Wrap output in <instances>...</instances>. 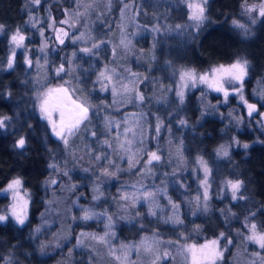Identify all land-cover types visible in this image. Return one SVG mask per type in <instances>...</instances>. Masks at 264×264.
Listing matches in <instances>:
<instances>
[{
  "label": "trees",
  "instance_id": "trees-1",
  "mask_svg": "<svg viewBox=\"0 0 264 264\" xmlns=\"http://www.w3.org/2000/svg\"><path fill=\"white\" fill-rule=\"evenodd\" d=\"M59 1L62 0H56L57 5ZM122 1L115 4L112 19L109 8H105L100 11L99 19L91 21L87 35L91 44L102 42L100 40L106 39L109 32L113 36L119 34L118 17L122 13L121 10L127 5L126 8L132 13L127 0L123 1L124 4ZM258 1L260 0H211L209 9L211 15L216 17L215 21L199 30L194 41H185L180 46H173L175 68L203 72L219 64L228 65L236 59H246L249 62L247 83H264V17H247L245 13L247 5ZM29 2L31 0H0V24L4 25V31L0 32V116L11 118L7 122L8 126L0 129V191L8 182L19 177L30 196L29 215L24 225L12 222L0 224V264H97L88 242L101 228L100 223L77 219L78 211L72 206L67 208V212H60L56 221L55 215L49 217L51 221L46 220L47 214H50L51 199L46 186L54 170L59 168L66 169L72 178V186L68 185V192L72 193L75 201L87 204L92 210L107 208L110 213L115 210L114 204L121 198V192H115L114 188H155L151 208L143 210L141 205H138L125 215L123 222H109L112 231L110 239L116 245L132 248L146 237L168 247L181 243L200 244L224 232L235 240L226 255V264H241L238 256L244 249L245 242H249L245 239L249 235L245 225L254 222L258 231L264 226V136L261 142L252 144L247 151L236 150L233 151L234 155L220 158L215 155L216 150L221 143L230 140L227 133L232 134L234 128L226 125V121L220 119L216 111L210 115L200 114V106L207 98L191 94L190 98L193 99L187 102L180 119H176L187 122L184 130L185 136L188 137L186 151L181 153L176 144L171 149L159 144L162 150L159 161L145 166L147 158L143 156L142 161L138 159V163L135 162L134 168L117 176L114 174V179H107L104 170L107 169V162L111 158L107 146L96 150L93 155H68L72 151L53 137L37 113L36 72L26 68V63H23V59L20 61L21 58H18L13 68H5L10 34L18 28L22 33H26V6ZM57 5L53 4L54 7ZM234 20L244 25V28L234 25ZM142 23L144 26L149 25ZM34 33L35 31L27 44L32 50L31 57L36 60L40 57L38 48L41 41ZM148 36L150 35L140 36L138 43ZM98 45L99 47L88 55L81 53L78 46H65L61 51H66V56L74 60L72 80L93 108L88 121L93 125L91 131L104 139L103 132H107L115 114L109 107L111 97L109 98V94L103 90L98 77L100 72L109 66L112 55L110 46L106 43ZM134 50L139 52L138 49ZM140 61L143 67H140L141 77L145 81L150 73L147 68L152 66L153 55H141ZM130 64L135 65L133 60ZM9 92L11 96L7 95ZM152 94L149 100L153 114L151 126L156 122L154 113L170 109L169 99L162 105L155 102L160 95L168 96L167 90L149 93L148 96L151 97ZM197 97L203 100L196 103ZM159 121L164 125L165 136L166 130L174 125V120L166 118ZM244 130L237 136L248 141L249 135ZM21 136L26 140L23 149L15 147ZM55 148L60 154L67 155H51V149ZM97 156L102 158L96 160ZM201 157L210 169L207 211L203 209L204 188L200 184L203 178V167L199 163ZM68 159L71 160L70 164L66 163ZM85 160L91 162L85 165L86 169L83 166ZM53 163L58 165V169L49 167ZM228 180L243 181L240 194L244 199L232 200L225 195L224 198H219L218 183ZM79 195L82 197H78ZM173 205L179 207L174 208ZM170 209L178 214L183 223L163 218L171 212ZM252 213L255 215L252 216ZM45 220L55 224L50 223L49 227H43ZM61 229L64 230L67 243L63 244L62 250L50 254L46 244L53 240ZM82 233L87 235H81ZM101 243V248L107 247L104 242ZM250 248L251 245L249 252ZM260 253L262 254V251Z\"/></svg>",
  "mask_w": 264,
  "mask_h": 264
},
{
  "label": "rangeland",
  "instance_id": "rangeland-1",
  "mask_svg": "<svg viewBox=\"0 0 264 264\" xmlns=\"http://www.w3.org/2000/svg\"><path fill=\"white\" fill-rule=\"evenodd\" d=\"M118 1L120 0H76L74 2L73 0H62L59 1V5H57L56 0H41L39 5L29 2L26 6L28 26L26 33H22L25 35L26 39L24 41V47L16 49L14 65L17 63L18 58H21L20 61L23 59V63L25 62V56L32 59L33 64L31 67L24 64L26 68H31L36 72L35 77L38 91L35 94V103L37 113L40 119L46 123L53 137L59 141L62 146L72 151L68 153V155H93L96 150H101L102 147L106 145L109 156L111 157L107 162V171L117 176L125 172V170L134 168L133 166L136 165L138 159L142 161L141 159L143 156L148 159V152H156L161 156L162 150L159 144L169 149L176 144L179 151L184 153L188 140V137L185 136L184 133L186 124L181 125V120L177 121L176 119L182 116L187 102L193 99L190 98L191 94L207 98L206 102H203L200 106V114L210 115L216 111L219 118L226 121V125L233 126L234 132L232 134L227 133V137L230 138V140L221 143L218 148L223 145L227 148L229 155H234L233 151L245 152L252 144L261 142L264 136V83L253 81L248 84L249 72L243 81L242 95L244 100H247L249 104L256 105L257 111L253 112L251 116L248 114L247 105L240 99V94L234 91V88L239 87V82H230L227 79L223 81L224 87L229 91L227 100H225L223 92L215 91L213 88H210L208 84L200 82H197L195 87H192L191 83H189L188 87L184 88L183 104L180 103L176 95L177 91H179L182 86L180 74L187 69L179 70L175 68L172 48L173 46H180L185 41H194L199 30L206 28L209 23L215 21L216 17L213 14L211 15L209 9L211 0H208L206 5L205 15L207 19L199 28L194 26V21L189 20V9L184 3V0H127L132 13L126 7L124 10H121L122 13H120L118 17L120 21L119 34L113 36V34L109 32L106 39L100 40L110 46L112 55V61L109 66L101 71L105 72L106 75H110L112 79L111 81L100 80V84L103 86V90L105 86L107 87V90L104 91L109 94V98L111 97L109 107L115 114V118L111 119L112 122L109 124L107 132H105V130L103 132L105 140L100 135H93V131H91L93 125L88 122L91 118L93 108L90 106L89 100L81 95L79 89L75 86V82L72 80L74 60L66 56V51L63 53L61 50L69 45L71 47L78 46L81 53L85 55L91 54L95 49L93 47L94 44H102L101 42L91 44L87 38L91 21L93 19H99L100 11H103L105 8H109L108 12L112 19L115 4ZM123 1L121 2L122 4H124ZM261 3H264V0H260L253 4L259 5ZM53 4L57 6L54 7ZM253 4H249L245 7L247 17H253L254 15H256V17H261L258 11L252 13L246 11V8ZM53 20L55 21L54 24ZM62 20H68L69 23L61 24L60 22ZM142 22L148 23L149 25L144 26ZM50 25L52 26L50 27ZM69 25L74 26L70 27ZM177 25H181L182 27L177 28ZM56 29H63L69 33L68 37H63V33H60L61 37L64 39V44H60L56 39ZM41 30L43 31V36L40 34ZM33 31H35L34 34H37L38 39L41 41L38 48L40 57L36 60L31 57L32 50L30 45L27 44L33 37ZM13 33L14 32L10 34L8 39V57L14 47V45L10 43V37ZM144 35L150 36L145 37L146 39H143L139 44L138 38ZM45 43H47L48 46L42 52L40 49ZM85 48L91 49V51H82V49ZM134 49H138L139 52ZM151 54L153 55L152 66L149 69L147 68L150 73L144 81L141 77L142 72L140 67H142V64L140 63V57L141 55L150 56ZM45 57L47 58L46 64ZM131 60L134 61V66L130 64ZM37 61H39V63H37ZM61 63L64 64L65 72L57 76L55 69ZM136 64L138 66H136ZM5 68H7V62ZM209 71L210 70L196 72L199 75ZM66 81L67 83H65ZM142 82L144 83L142 84ZM61 85L68 89V94L71 97L70 100H65L68 107L74 106L71 103L73 100L76 101V103H83L85 106L89 107L88 119L81 123L78 128L74 129L72 135H68V145H65L61 139L53 134L51 125L46 119L41 117L39 111L38 97H40L41 93L46 92L49 87L55 88ZM123 85H127L130 90L125 91ZM113 88L116 89L115 95L113 94ZM160 90H167L168 96L166 94L165 96L160 95L156 98L155 102L162 105L167 103L169 99L170 109L160 113H154L156 122H153V126H151L150 122L153 114L150 110L151 105L149 104V100L152 98L153 94L151 97H149L148 94ZM137 91L143 94V101L137 98ZM62 95L63 94H61V96ZM196 99V103H199V100H203V98L198 97ZM145 117L147 120L146 122ZM52 118L59 125V111H54L52 113ZM166 118L171 121L174 120V125L168 128L166 130V135L163 136L164 125H162L159 120ZM158 123L160 124V130L157 134L156 126ZM84 128L85 130H83ZM243 130L247 131L249 135L250 139L248 141H244L237 136L238 133ZM105 141H108V143L106 144ZM129 141H131L130 144ZM236 141H239V143H236ZM245 143L249 145L247 149L243 147ZM109 144L111 147H109ZM122 144L123 147H121ZM50 154L67 155V153L60 154L57 148L51 149ZM215 155H217V150ZM219 157L225 158L222 155H219ZM129 159L133 161V166L131 167L129 165ZM66 163L70 164L71 160L68 159ZM89 163L91 164L88 160L84 161V169H86L85 165ZM65 172H67V170L63 168L54 170L52 177L49 178L47 182L46 187L51 199L49 200L50 214H47L48 218L46 220L51 221L52 219H49V217L55 215L56 221L60 212L61 214L67 212V208L72 206L78 211L79 218L77 217V219L84 221L82 217L85 212H87L91 217L88 220L98 222V224L100 223L99 225L101 228L93 234V237H104V239L101 241L92 237L91 241L88 242V246L94 256V261L97 262V264H193L192 252L189 251L190 246L195 245L197 249H199L201 245L217 239L216 237L211 240H205L200 244L181 243L175 247H168L166 245L162 246V243L146 237L132 248H125L122 245L118 246L110 239L112 237V231L111 225L109 226V217L119 224L125 220V215L135 206L141 205L143 210L151 208V203L155 197V188H142L141 186L132 189L114 188L115 192H121V198L117 199L114 204L116 209L112 210L111 213L107 208L92 210L88 208L87 204L84 205L77 200L75 201L71 195L72 193L68 192V185L72 186L70 183L73 181L68 175V172L67 175L64 174ZM201 173H203V181L205 175L203 169ZM106 178L110 180L114 179L113 175H106ZM107 179L106 181L108 183ZM52 180H55L56 183L52 184ZM10 182L0 191V214L9 215L8 221L0 224H5L7 222L17 224L15 219L10 215L13 206H15L16 211L25 213L27 218L29 215L30 196L28 191L22 184L18 190L5 191ZM200 184L202 183L200 182ZM218 185L219 198H224V195L232 198L231 192L228 190L225 181L218 183ZM202 187L204 188V186ZM145 192H150L153 196L146 200L143 197ZM73 193H75L74 189ZM78 197L82 196L79 195ZM86 201L89 202L90 200L86 199ZM169 211H171V209ZM177 216L178 214L172 210L163 216V218H172L171 220L174 221ZM46 220L43 222V227H49V224L53 223L50 221L46 222ZM26 221L27 219L25 222ZM53 224H55V222ZM63 231L64 230L61 229V231H59L60 233L46 244L48 248L47 251L50 254L57 250H62L63 244L67 243ZM246 231L250 235L248 228H246ZM106 233L107 235H105ZM226 236L231 238L233 243L227 246V251H224L223 259H218L216 264H226V261H228L226 255L229 249L235 244V240L232 236ZM101 242H104L107 247L101 248ZM225 243L226 241L224 240L220 241V249L224 248ZM250 245L251 251L249 252ZM146 248L150 250L146 251ZM261 251L262 254L260 253ZM97 252L99 253L98 255ZM165 253L168 255L165 256ZM255 253H260V256L264 257V250L260 249L258 244L252 241L245 242L244 249L240 251L238 256L241 259V264H253V262L254 264H264V259L257 257L254 255ZM131 254L133 255L131 256ZM201 255L200 252H197L198 257ZM157 256L160 257L159 260H156ZM117 257H120V259H117ZM201 264H210V262L202 260Z\"/></svg>",
  "mask_w": 264,
  "mask_h": 264
},
{
  "label": "snow or ice",
  "instance_id": "snow-or-ice-1",
  "mask_svg": "<svg viewBox=\"0 0 264 264\" xmlns=\"http://www.w3.org/2000/svg\"><path fill=\"white\" fill-rule=\"evenodd\" d=\"M31 2L35 5H39L41 0H31ZM184 3L186 4L187 8L189 9V20L194 21L195 24L194 26L196 28H199L200 25L207 19V16L205 15L206 13V5L208 3V0H184ZM125 7H127V5H125ZM246 11L248 13H252L254 11H258L259 16L264 17V3H261L259 5H251L248 6L246 8ZM31 19V17H30ZM255 22V21H253ZM55 23V21L53 20V24ZM61 24H68L69 21L68 20H62L60 22ZM233 24L236 25L237 27L240 28H244V25L240 24L238 21H233ZM52 25H50L51 27ZM70 27L74 26V25H69ZM177 28H181V25H177ZM158 30V29H155ZM4 31V25L0 24V32ZM57 32V37L56 39L59 41L60 44H64V39L61 37L60 33H63V37H68L69 33L67 31H64L63 29H56ZM41 36H43V31L41 30ZM26 37L24 34H22V32L20 31V29L18 28L10 37V43L12 45H14V47L12 48L11 54L9 55L8 59H7V68L11 69L14 66L15 63V58H16V49L17 48H21L24 47V41H25ZM75 39V38H73ZM103 43V41L101 42ZM47 43H45L42 47H41V51L43 52L45 48H47ZM94 48L99 47L98 44H94L93 45ZM82 51L84 52H90L91 49H82ZM73 56H75V53H73ZM25 63L31 67L33 64L32 59H30L29 57L25 56ZM37 63H39V61H37ZM47 63V58L45 57V64ZM248 65L249 62L246 59H236L234 62L225 65V64H219L217 66H214L210 69L209 72H205L202 74H197L195 69H187L181 72L180 74V81H181V88L179 91H177L176 95L179 98V101L181 104H183L184 102V88L188 87L189 83H191L192 87L196 86L197 82L200 83H206L208 84V86L210 88H213L215 91L218 92H223L225 100H227V97L229 95V91L228 89H226L224 87V83L223 81L225 79L231 81H235V82H239V87L234 88V91L238 94H240V99L244 101V103L247 105L248 108V114L249 116H251V114L255 111H257L256 105L255 104H249L247 102V100H244V97L242 95V90H243V81L244 78L248 75ZM65 72V67L64 64L61 63L56 69H55V73L57 76L60 75V73ZM135 75V74H134ZM112 77L110 75H106L105 72H101L98 80H108L111 81ZM67 83V81L65 82ZM125 91H129L130 89H128L127 85H123ZM104 90H107V87H104ZM116 93V89L113 88V94L115 95ZM61 94H63L61 96ZM8 96H11V92L7 93ZM137 98L140 101L144 100V96L143 94L139 93L137 91ZM39 99V111L41 113V117L46 119L48 121V123L51 125V129L53 134L61 139L63 141V143L65 145H68V135H72L73 134V130L78 128L79 125L81 123H83L85 120L88 119V112H89V107L85 106L83 103H76V101H71V103L74 105V108L70 109L67 115V119H66V113L63 109V107L61 106L62 103L65 100H70L71 97L68 94V89L61 86H57L55 88H51L49 87L47 89L46 92L41 93L40 97H38ZM54 111H59V115H60V123L59 125L57 124V122L55 120H53L52 118V113ZM11 118L8 116H0V129H4L6 128L7 122L10 120ZM187 122L184 120L180 121L181 125H185ZM160 130V124L158 123L156 126V131L157 134L159 133ZM126 131H130V130H126ZM93 135H95V133H93ZM105 143L107 144L108 141H105ZM131 143V141H129V144ZM236 143H239V141H236ZM26 145V140L23 136H21L15 143V147L23 149ZM109 147H111V145L109 144ZM121 147H123V144L121 145ZM243 147L245 149H247L249 147V145L247 143L243 144ZM148 159L145 161V166L147 165H151L153 161H159L161 159V157L156 153V152H148ZM217 155H222L224 157H227L229 155V152L227 150V148H225L223 145L220 146V148L217 149ZM102 157L97 156L95 159L96 160H100ZM138 163V161H137ZM199 163L201 164V166L203 167V171H204V179L203 181H201L202 186H204V193H203V200H204V204H203V209L204 211L208 210V204L207 201L209 200V193H208V176L210 174V169L207 165V162L205 160H203V158H199ZM129 165L130 167L133 166V161L131 159H129ZM49 167L54 168V169H58V165H56L55 163L50 164ZM65 175H67V172L64 173ZM104 174L105 175H114V173H110L107 171V169L104 170ZM52 184H55L56 181L52 180L51 181ZM22 181L19 177L14 178L8 185H7V189H5V191H9V190H18L21 187ZM226 185L228 187V190L231 192V197L232 200H237V199H244L245 197L240 194L241 193V188L243 186V181L241 180H228L226 181ZM153 194L150 192H145L143 194L144 199H148L149 197H152ZM96 197H94L95 199ZM122 198H128V197H122ZM197 200L199 201V197L197 198ZM174 208H178L179 205H173ZM153 215H155V213H152ZM11 217L15 219V222L18 225H24L25 224V220L27 219L26 214L23 212H18L16 211L15 206H13V209L10 213ZM255 214L252 213V216H254ZM90 215L85 212L84 216L82 217V219L84 220H88L90 219ZM9 219V215H5V214H0V223L2 222H6ZM172 219V218H169ZM109 222L111 224V217H109ZM167 222V221H165ZM175 223H183L182 220L179 219V217L177 216L175 218V220L173 221ZM109 224V226H110ZM250 232V235H247L245 237L246 240L248 241H252L256 244L259 245L260 249L264 250V226H262V230L258 231L257 229V224L256 223H250V224H246L245 225ZM37 231H39V229H37ZM81 235H87L82 233ZM107 235V233L105 234ZM94 239H98V240H103L104 237H93ZM224 240L226 241L225 246L223 249H220L219 245H220V241ZM233 243L232 239L227 237L225 235L224 232H220L219 236L217 237V239L209 241L208 243L201 245L199 247V249H197V247L195 245L190 246L189 251L192 252V260H193V264H201L202 260H207L210 262V264H216V261L218 259H223V254L224 251H227V246L231 245ZM42 247H46V246H42ZM150 250L148 248H146V251ZM197 252H200L202 255L200 257L197 256ZM168 254L165 253V256H167ZM254 255H256L257 257H260L261 259H264V257L260 256V253H255ZM117 259H120V257H117ZM160 257L157 256L156 260H159ZM254 264V262H253Z\"/></svg>",
  "mask_w": 264,
  "mask_h": 264
},
{
  "label": "flooded vegetation",
  "instance_id": "flooded-vegetation-1",
  "mask_svg": "<svg viewBox=\"0 0 264 264\" xmlns=\"http://www.w3.org/2000/svg\"><path fill=\"white\" fill-rule=\"evenodd\" d=\"M66 113V116L68 115V105H66L65 101L63 102V104L61 105Z\"/></svg>",
  "mask_w": 264,
  "mask_h": 264
},
{
  "label": "water",
  "instance_id": "water-1",
  "mask_svg": "<svg viewBox=\"0 0 264 264\" xmlns=\"http://www.w3.org/2000/svg\"><path fill=\"white\" fill-rule=\"evenodd\" d=\"M72 108H74V106H69V107H68V111H69L70 109H72Z\"/></svg>",
  "mask_w": 264,
  "mask_h": 264
}]
</instances>
